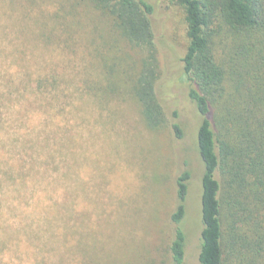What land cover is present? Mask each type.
<instances>
[{
    "label": "rangeland",
    "instance_id": "rangeland-1",
    "mask_svg": "<svg viewBox=\"0 0 264 264\" xmlns=\"http://www.w3.org/2000/svg\"><path fill=\"white\" fill-rule=\"evenodd\" d=\"M144 1L168 120L160 131L126 91L142 52L91 4L0 0V264H172L185 171V264H199L201 117L182 72L183 13L171 0Z\"/></svg>",
    "mask_w": 264,
    "mask_h": 264
},
{
    "label": "trees",
    "instance_id": "trees-1",
    "mask_svg": "<svg viewBox=\"0 0 264 264\" xmlns=\"http://www.w3.org/2000/svg\"><path fill=\"white\" fill-rule=\"evenodd\" d=\"M85 1V0H84ZM117 39L142 52L126 90L151 131L167 127L157 97L160 65L144 0H86ZM183 13L181 58L187 94L201 117L197 148L203 163L199 264H264V0H171ZM114 88V87H113ZM177 138L182 130L172 124ZM190 172L176 180L171 215L172 264H185Z\"/></svg>",
    "mask_w": 264,
    "mask_h": 264
}]
</instances>
